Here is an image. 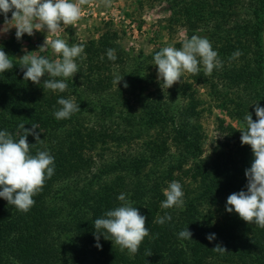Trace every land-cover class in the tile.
Returning a JSON list of instances; mask_svg holds the SVG:
<instances>
[{
  "label": "trees",
  "instance_id": "trees-1",
  "mask_svg": "<svg viewBox=\"0 0 264 264\" xmlns=\"http://www.w3.org/2000/svg\"><path fill=\"white\" fill-rule=\"evenodd\" d=\"M169 2L173 12L169 22L183 24L191 31L190 36L224 37L216 48L223 66L214 69L210 76L202 70L198 75L190 74L192 82L181 89L187 104L178 115L179 120L160 107L152 106L150 113L144 111L149 116L148 124L153 128L155 123L160 125L161 132L146 144L145 153L111 167L113 171L121 168L134 177L125 191L126 198L147 218L150 234L134 256L126 249L121 251L103 235L99 240L102 248H97L93 234L94 221L121 204L118 197L125 190L123 178L95 191L91 188L93 181L82 189L55 188L61 181L74 180L79 175L94 176L95 152L109 150L110 142H127L128 137L77 125L75 113L69 119L57 120L53 114L61 107L57 100L69 99L68 92L44 89L47 75L40 85L25 81L18 59L21 46L16 41L1 44L13 59L14 67L0 74V130L18 140L22 134L20 124L29 129L32 124L38 125L36 131L43 142L36 143L35 137L29 135V144H34L30 151L35 155L38 150H47L55 159L54 175L33 197L35 205L29 212L18 211L0 197V264H264V229L226 211L227 197L246 190L245 170L254 159L251 147L241 144L240 131L245 127L248 112L254 121L257 119L254 98L244 91L256 85L264 91V0ZM220 32L224 35H218ZM117 38L116 32L108 29L86 44L82 58L76 60L84 83L95 92H106L110 87L111 66L123 57ZM108 49H115V61L108 59ZM237 50L242 55L230 59ZM65 82L74 84L71 78ZM194 85L206 87L240 126L221 122L225 137L208 160L202 158L205 135L192 121L198 119L201 106ZM260 96L264 102V93ZM169 123L175 127L166 133ZM169 140L175 144L178 158L168 161ZM190 159L193 164L186 168ZM171 181L182 185L183 209L161 207L166 199L163 191ZM193 184L196 187L191 190ZM61 202L70 209L66 210ZM86 209L88 213L82 215ZM166 213L172 216L171 221L163 225L155 222ZM187 227L192 239H180L178 233ZM209 234H215L216 239L209 242ZM216 244L224 246L227 252L213 251ZM148 250L153 253L151 256H147Z\"/></svg>",
  "mask_w": 264,
  "mask_h": 264
},
{
  "label": "clouds",
  "instance_id": "clouds-1",
  "mask_svg": "<svg viewBox=\"0 0 264 264\" xmlns=\"http://www.w3.org/2000/svg\"><path fill=\"white\" fill-rule=\"evenodd\" d=\"M90 0H0V13L5 17V24L12 22L15 27L16 39L19 41L24 34L33 36L35 32L47 31V34H56L64 31L66 27L79 22L82 16L83 5ZM107 6L111 0H102ZM11 12V20L8 13ZM7 32V31H4ZM50 46L51 50L60 56V59L50 61L44 56H38L28 52L19 57V66L23 70L25 81H31L40 85L42 77L43 88L53 92L63 93L67 90V79L79 72L76 60L82 58L85 53L83 44H73L61 38L48 40L39 47L44 51ZM242 55L237 50L230 59H236ZM109 60L117 59L115 49L107 50ZM153 65L157 66V79L163 89L171 88L174 84L182 82L185 73L198 75L203 67L204 74L210 76L214 69L222 68L223 62L219 59L218 52L213 50L207 37L192 35L182 42V46H165L155 53ZM14 67L13 59L0 45V74ZM59 78V79H58ZM123 76L115 75L113 83L118 85ZM124 87L128 84L124 82ZM57 103L61 106L53 114L57 120L69 119L81 109L74 99L60 98ZM255 104L256 120L251 113L244 117L245 127L241 130V144L251 147L254 159L251 166L245 170L247 178L246 190L233 192L227 197L226 211L235 212L239 218L248 224H255L264 229V107L258 102ZM22 134L15 140L8 131L0 130V197L15 207L18 211L27 213L35 205L34 196L39 194L46 180L54 175V157L47 150H38L35 155L30 151L28 136L35 137L36 143L43 142L40 133L36 131L38 125L32 124L31 128H25L20 124ZM166 197L161 202L164 209L185 206L184 192L178 181H171L163 191ZM118 200L121 204L104 213L103 217L94 221V237L96 247L102 248L99 243L101 235L104 239L111 240L121 251L125 249L130 255H136L145 237L150 230L146 227V217L142 215L138 207L120 194ZM172 220L170 214L159 217L155 222L163 225ZM180 239H192V232L188 227L178 233ZM209 242L216 239L215 234L206 236ZM213 251L225 253L227 249L221 244H216ZM153 253L148 250L147 256Z\"/></svg>",
  "mask_w": 264,
  "mask_h": 264
},
{
  "label": "rangeland",
  "instance_id": "rangeland-1",
  "mask_svg": "<svg viewBox=\"0 0 264 264\" xmlns=\"http://www.w3.org/2000/svg\"><path fill=\"white\" fill-rule=\"evenodd\" d=\"M240 15L241 18L246 17L244 11ZM172 16L169 0H111L107 6L102 0H90L89 3L83 5L82 16L77 24L68 26L64 31L56 34H47L46 30L35 32L33 36L24 34L18 41L12 22L5 24V17L0 13V45L16 41L21 46L18 58L25 54L26 49L28 52L34 51L32 54L54 61L61 57L55 54L50 46L44 51L39 50L46 36L48 40L64 39L69 46L73 44L85 46L91 40L98 39L108 29L116 32L118 36L116 41L123 48V57L111 66L112 79L106 92H95L87 87L80 74L79 63H77L79 72L73 77L74 84H67L66 91L68 98L74 99L81 109L75 113L77 125L82 124L85 127L110 132L116 136L125 135L128 141L110 142L109 150L95 152L96 163L93 167L95 177L87 178L79 175L74 180L61 181L56 185V190L76 187L82 189L93 181L94 187L91 188L95 191L111 181L123 178L125 180L123 189H125L124 192L127 191L134 177L121 171V168L113 171L111 167L115 165L118 167L119 164L125 162L126 158L131 159L132 156L145 153L146 144L161 132L160 125L155 123L156 127L153 128L148 124L149 116L145 112L150 113L152 106H156L162 110H168L169 116L179 120L177 117L187 104V101L183 99L181 89L185 83L192 82L190 74L185 73L182 82L174 84L171 88L163 89L161 82L157 79V66L153 65V57L158 50L165 46L179 48L184 39L191 37V31L186 26L169 22ZM8 19L11 20V12L8 13ZM218 35H224V33L220 32ZM208 39L213 50L217 51L216 48L221 45L224 37L219 36L215 39L208 37ZM219 59L221 60V57ZM237 63H241L240 60ZM229 65L232 64L229 63ZM201 70L203 71V67ZM115 75L123 76V80L118 85L113 83ZM124 82L128 84L127 88L124 87ZM194 89L201 100V106L198 119L192 121L201 127L205 135L202 144V158L208 160L213 156L217 143L223 141L225 137L220 127L221 122L224 121L227 125L231 124L236 128L240 126L235 118L219 106L218 101L210 95L206 87L194 85ZM244 92L245 95L253 96V103L258 102L261 107H264V102L261 101L262 96H260L264 91L258 85L249 87ZM155 102L158 103L155 105ZM174 127L175 125L169 123L165 127L166 133L172 132ZM168 146L170 148L168 161L178 158V150L171 140ZM192 164V159H190L185 167L188 168ZM163 170L162 168L161 171ZM195 187L196 185L193 184L190 189L194 190ZM124 194L126 195V192ZM69 198H73L72 194ZM60 204L66 210L70 209L65 202ZM177 210L180 209L177 208ZM85 213H88L87 209L82 212V215Z\"/></svg>",
  "mask_w": 264,
  "mask_h": 264
}]
</instances>
